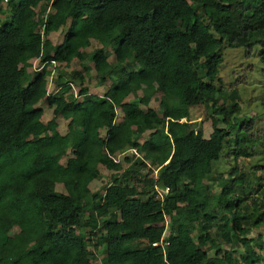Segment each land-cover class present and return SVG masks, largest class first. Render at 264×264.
Segmentation results:
<instances>
[{
  "label": "trees",
  "instance_id": "1",
  "mask_svg": "<svg viewBox=\"0 0 264 264\" xmlns=\"http://www.w3.org/2000/svg\"><path fill=\"white\" fill-rule=\"evenodd\" d=\"M226 47L264 64V0H0V264H264V131L220 104Z\"/></svg>",
  "mask_w": 264,
  "mask_h": 264
},
{
  "label": "rangeland",
  "instance_id": "2",
  "mask_svg": "<svg viewBox=\"0 0 264 264\" xmlns=\"http://www.w3.org/2000/svg\"><path fill=\"white\" fill-rule=\"evenodd\" d=\"M57 37L59 35H55L53 37L54 42H57ZM101 44L98 42L93 41V45L88 48L89 50H93V48L100 46ZM260 48L257 47L254 51L252 56H246V50L243 47L231 48L226 47L223 50V61L220 65V72H219V79L215 82L217 85V89H220L218 92V98L220 104L222 103H230L233 99L235 91L240 97V104H241V115L242 116H249L255 115L258 117V121H260V126L264 131V64L260 59L259 56ZM110 59L113 60V56L110 53ZM38 61L30 62L29 69L35 70ZM77 63H81L78 60L74 61L73 64L69 68H65L66 71L71 72V69L77 68L78 70L83 71L86 67L88 68L87 77L93 75L95 77V70L93 62L90 59H86L85 63L79 65ZM57 63L55 66L50 64L48 68L51 70L50 76V84H49V91H52L54 88L53 81L56 79L57 75ZM53 80V81H52ZM55 82V81H54ZM93 84H91V89L93 88ZM78 87L74 86V92L77 93ZM141 94H131L128 98V101H139L143 107H146L147 98L142 96ZM158 102L156 99H153L149 102L150 106H157ZM53 110L46 108L44 120L48 121L53 117ZM193 116L196 117L197 121L200 122V126L204 130V134L206 137H209L211 132L213 131V123L216 119V115L212 113L211 108L207 106L205 103H200L196 105L192 109ZM59 129L62 132L67 130V122L63 117L58 118ZM68 156H62L61 161L66 163ZM229 159V158H228ZM224 158L217 162L214 167L213 175L218 172L227 171L231 168V161ZM252 164L249 165L251 167L253 164H261L264 163V134L263 138L260 141V144L257 145L255 153L251 157ZM256 162V163H254ZM230 164V166H229ZM102 173H104V180H97L95 189L101 188L105 181L108 180L110 176L109 171L105 167H101ZM250 174V179L252 181L257 180L260 176L262 181L264 182V171H258V174ZM212 187H220L217 180L210 181ZM61 188V186H59ZM264 236V235H263ZM145 242H135L136 246L143 245ZM228 246V245H227Z\"/></svg>",
  "mask_w": 264,
  "mask_h": 264
},
{
  "label": "built area",
  "instance_id": "3",
  "mask_svg": "<svg viewBox=\"0 0 264 264\" xmlns=\"http://www.w3.org/2000/svg\"><path fill=\"white\" fill-rule=\"evenodd\" d=\"M4 1L7 2V1H9V0H4ZM169 190H170L169 187L162 188V187H160V186L158 185V183H156V191H157V193H158L157 196H158L159 198L163 197L164 193H168Z\"/></svg>",
  "mask_w": 264,
  "mask_h": 264
},
{
  "label": "clouds",
  "instance_id": "4",
  "mask_svg": "<svg viewBox=\"0 0 264 264\" xmlns=\"http://www.w3.org/2000/svg\"><path fill=\"white\" fill-rule=\"evenodd\" d=\"M9 1H10V0H9ZM9 1H7V2H9ZM3 2H4V3H7V2H6V1H4V0H3ZM52 64L55 66V64H56V61H53V62H52ZM185 120H186V119L184 118V119H183V121H185ZM61 132H62V131H61ZM65 132H66V131H65ZM65 132H63V133H65Z\"/></svg>",
  "mask_w": 264,
  "mask_h": 264
}]
</instances>
